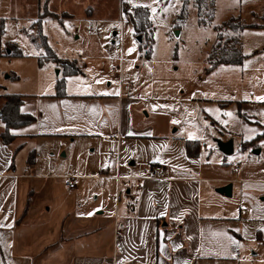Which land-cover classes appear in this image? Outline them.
Masks as SVG:
<instances>
[{"label":"crops","instance_id":"0c3cea01","mask_svg":"<svg viewBox=\"0 0 264 264\" xmlns=\"http://www.w3.org/2000/svg\"><path fill=\"white\" fill-rule=\"evenodd\" d=\"M124 3L118 14L125 10ZM86 13L91 16L92 9ZM155 29L149 59L159 50ZM117 31L112 32V39ZM160 40L169 41L162 30ZM77 74L65 77L61 96L52 85L46 91L37 86L29 94L20 93V111L33 115V122L9 129L0 122V132L14 136L8 143L0 136V264H264V203L250 195L249 208L242 209L240 203L238 212L225 194L216 191L232 182L231 196L233 181L248 184V189L258 184L264 190V177L243 176L248 173L235 179L220 176L211 162L200 157L198 140L177 135L170 128L156 132L152 126L136 127L129 107L133 98L119 95L120 84L118 91L89 88L75 78ZM255 107L262 111L261 118L240 113L242 126L251 132L258 130L256 123L263 129L255 131V136L242 137V149L264 135V103ZM106 137L109 147L97 155L103 157L107 152V160L114 158L112 173L100 169L98 158L67 147L69 141L79 139L95 153L96 141ZM230 138L234 150L230 132L221 140ZM39 139H51L50 144L38 143ZM188 141L198 142L199 148ZM243 142L250 143L242 147ZM55 154L68 162L79 160L80 167L67 174L47 171L54 167ZM124 164L129 173H121ZM155 164L163 167L162 178L149 176ZM69 174L73 188L65 183L64 176ZM53 177L64 179L62 194L67 199L57 194L48 203L34 199L33 182ZM89 179L110 181L113 193H102L101 199L97 194L93 204L77 203L79 182Z\"/></svg>","mask_w":264,"mask_h":264},{"label":"rangeland","instance_id":"374dc122","mask_svg":"<svg viewBox=\"0 0 264 264\" xmlns=\"http://www.w3.org/2000/svg\"><path fill=\"white\" fill-rule=\"evenodd\" d=\"M122 1L125 10L118 14ZM131 5L146 6L156 28L159 50L153 59L141 55L139 40L126 14ZM180 7V0H0V94H29L37 86L46 91L48 85L56 86V81L63 76L62 66L57 65L45 49H37L23 30L29 29L38 13H48L42 20V32L51 51L57 57L74 61L81 70L75 78L85 81L89 88L97 86L118 91L120 83L127 84L128 96L133 98L129 107L136 127L152 126L156 132L170 128L177 130L174 132L177 135L185 134L189 139L198 140L200 157L211 162L222 177L235 179L248 173L243 176L263 178L264 135L255 138V145L241 148L242 137L252 133L255 136V131L263 126L255 123L254 128L258 130H245L240 116L251 114L256 119L262 116V111L255 106L264 103V99H260L264 97V28L248 27L242 31L241 48L245 57L240 64L209 69L206 57L216 36L214 24L236 15L246 23L263 22L264 0H215L212 22L205 25L198 24L196 10L191 5L186 18L179 20ZM90 9L91 16L86 13ZM119 17L123 20L121 54L112 47V32L120 28ZM87 29L91 33H87ZM174 29L180 31L177 38ZM160 30L167 34V44L160 40ZM15 47L20 56L9 54ZM228 132L234 138V150L224 154L217 140ZM48 140L39 139L38 143L48 145ZM78 140L69 141L67 147L98 158L102 161L100 169L114 171V158L109 161L108 156L107 160V152L103 157L97 155L99 150L109 147L108 137L96 141L95 153L87 150V142ZM254 149L260 152L255 154ZM55 158L54 167L47 168L53 174L74 173L80 167L79 160L68 162L67 158L56 154ZM236 166L239 170L235 172ZM122 167L121 173H129L124 170L128 169L126 164ZM53 178L33 182L37 191L34 199L48 203L56 199V194L59 199H67L62 194L65 193L61 187L64 179ZM79 186L77 203L84 205L93 204L97 194L101 199L102 193L114 190L113 184L103 179L81 181ZM233 186V194L225 198L235 204L237 210L240 203L243 209L249 208L250 195H255L258 203H264L261 200L264 190L258 184L248 189V184L233 181ZM120 196L123 201L122 186ZM49 205L52 209V204Z\"/></svg>","mask_w":264,"mask_h":264},{"label":"trees","instance_id":"16d2710c","mask_svg":"<svg viewBox=\"0 0 264 264\" xmlns=\"http://www.w3.org/2000/svg\"><path fill=\"white\" fill-rule=\"evenodd\" d=\"M180 5L181 7L178 14L179 20L182 21L186 18L189 6L191 5L196 10L198 24H211L214 16L215 0H180ZM126 13L132 24L134 34L139 40L141 55L146 59H149L151 57L152 45L154 43V25L149 19L147 7L136 5L127 10ZM47 15L48 13H46V15L44 13H39L38 18L29 26V30H23L37 49H45L47 55L51 56L52 60L57 65L62 66L63 76L56 81L55 86L56 95L61 96L64 94L65 90V77L67 75L77 74L81 72V70L74 61L57 57L49 48L47 38L42 32V20ZM262 18H264V16ZM248 27L264 28V21L246 23L242 21L240 15H236L213 25L216 36L206 57L209 69H213L220 65L240 64L242 62L245 55L241 48V35L242 31ZM175 28H177V26H175ZM8 52L11 55H21L19 49L16 47L14 50ZM40 62L42 61L40 60ZM21 97L20 94H0V100H2L0 104V122L3 123L5 129L26 125L35 120L33 115L20 111L22 103ZM0 136H3V143H8L14 137L7 133L6 130L3 132L1 131ZM253 141L255 140H251V143ZM190 143H195L197 148H199L198 142L188 141V144ZM248 143L250 142H243L242 147L247 146ZM34 157L35 154L31 153L29 159L33 160Z\"/></svg>","mask_w":264,"mask_h":264},{"label":"built area","instance_id":"2783aa9c","mask_svg":"<svg viewBox=\"0 0 264 264\" xmlns=\"http://www.w3.org/2000/svg\"><path fill=\"white\" fill-rule=\"evenodd\" d=\"M118 22L120 24V29L115 33L113 39H112V47L113 50L116 53L121 54L122 50H123V39H122V33H123V20L121 17H119ZM89 32V31H88ZM120 78V77H119ZM121 82V80H120ZM129 86L127 84H121L120 83V90H119V95H128L129 94ZM237 168V167H236ZM162 173H163V167L159 164H155L152 168L151 171L149 173V176L151 178H162ZM65 179V183L69 188H73L74 187V182H73V175H65L64 176ZM242 208V207H241ZM243 209V208H242ZM120 237V231H119V227L118 225L115 226V230H114V238L117 239Z\"/></svg>","mask_w":264,"mask_h":264},{"label":"water","instance_id":"95a60500","mask_svg":"<svg viewBox=\"0 0 264 264\" xmlns=\"http://www.w3.org/2000/svg\"><path fill=\"white\" fill-rule=\"evenodd\" d=\"M179 32L180 31L178 29H174L173 30L174 37L177 38L179 35ZM217 146H218L219 150L222 151L224 154H229V153L233 152V140H232V138L225 140V141L217 140ZM253 153H255V154L259 153V149H254ZM231 187H232V184L227 183L224 186L217 188L216 191L229 196L231 194Z\"/></svg>","mask_w":264,"mask_h":264},{"label":"snow or ice","instance_id":"6c2138e0","mask_svg":"<svg viewBox=\"0 0 264 264\" xmlns=\"http://www.w3.org/2000/svg\"><path fill=\"white\" fill-rule=\"evenodd\" d=\"M260 99H264V97L260 98Z\"/></svg>","mask_w":264,"mask_h":264}]
</instances>
